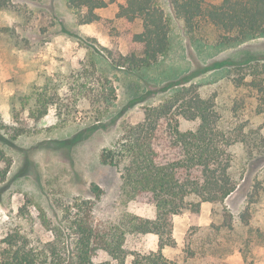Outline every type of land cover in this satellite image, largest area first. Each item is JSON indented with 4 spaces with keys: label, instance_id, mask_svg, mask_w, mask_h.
<instances>
[{
    "label": "rangeland",
    "instance_id": "obj_1",
    "mask_svg": "<svg viewBox=\"0 0 264 264\" xmlns=\"http://www.w3.org/2000/svg\"><path fill=\"white\" fill-rule=\"evenodd\" d=\"M123 1L116 0L101 9L103 17L113 19L110 28L101 22L79 24L66 0H10L9 8L0 7V148L11 160L6 179L0 183V236H5L11 226L29 227L31 215L35 232L48 239L50 234L39 223V209L57 222L64 204L74 198H94L92 184L104 190L96 217H115L121 210L120 174L101 162V152L117 141L125 125L141 122L146 107L164 101L173 92L170 86L191 73L196 74L192 83L215 103L228 126L264 124V111L250 112L257 105L264 109V86L260 90V86L251 84L264 85V37L229 48L215 47L212 31L204 40H193L170 0H159L170 24L171 51L148 69L128 72L113 67L105 56V48L114 47L127 54L131 33L139 28L116 17L118 4ZM91 61L117 89V99L105 118L99 121L81 106L63 113L54 105L38 120L30 115L23 98L30 90L43 89L52 78L63 98L69 93L71 73ZM238 81H242L240 87ZM192 124L182 120L184 129ZM234 158L235 176L242 179L227 205L238 218L256 176L264 169V143L259 147L239 144L234 148ZM5 168L0 160V173ZM208 204L203 218L207 224L200 219L203 210L199 216L179 215L183 218L179 221L189 223L187 232L192 225L208 226L212 222L213 205ZM23 205L28 207L25 215L19 216ZM154 206L136 199L127 209L149 217L154 214ZM251 206V224L238 223L230 233L223 232L216 256L208 264H264V199ZM183 228L178 223V245L168 247L169 256L182 251L187 234ZM157 243L154 234L134 233L127 235L125 248L146 253L157 249ZM108 259L104 251L94 257L95 262ZM132 259L130 254L127 262Z\"/></svg>",
    "mask_w": 264,
    "mask_h": 264
},
{
    "label": "trees",
    "instance_id": "obj_2",
    "mask_svg": "<svg viewBox=\"0 0 264 264\" xmlns=\"http://www.w3.org/2000/svg\"><path fill=\"white\" fill-rule=\"evenodd\" d=\"M115 1L66 0V3L79 24L101 22L110 28L113 19L99 15L97 10ZM170 3L193 40H204L212 31L213 45L229 48L264 37V0H170ZM11 5L10 0H0L1 8ZM116 17L139 28L131 33L127 54L116 47L105 48V56L113 67L139 73L171 51L170 24L159 0H124L118 4ZM195 75L191 73L174 82L170 86L173 92L164 101L146 107L143 120L125 125L117 141L101 152V162L115 167L120 174L121 210L115 217H96L104 190L92 184L94 198H74L64 204L57 222L39 209V223L50 234L48 239L35 232V219L30 214L29 227L11 226L5 236H0V264H208L216 256L223 232L230 233L238 223L249 226L253 220L251 205L264 199V169L254 180L246 207L235 218L227 205L242 179L234 173V148L251 143L259 147L264 143V124L228 126L215 103L192 83ZM56 83L50 78L43 89L33 88L23 97L34 119H41L55 105L63 113L81 106L85 113L101 121L117 99L114 82L94 61L71 73L65 97L60 96ZM251 84L260 86V90L264 86L262 82ZM241 85L242 81H238L237 86ZM260 107L257 105L250 112L260 114L264 111ZM182 120L193 124L184 129ZM0 160L6 166L0 173L1 183L11 166L1 148ZM136 199L154 204L155 217L129 211V202ZM204 203L213 205L212 222L208 226L192 225L182 251L173 258L167 257L164 248L178 245L174 217L185 213L199 216ZM27 207L19 209V216L25 215ZM134 233L156 235L157 249L146 253L128 251L126 237ZM101 251L109 259L95 262L94 257ZM130 254L133 259L128 263Z\"/></svg>",
    "mask_w": 264,
    "mask_h": 264
},
{
    "label": "crops",
    "instance_id": "obj_3",
    "mask_svg": "<svg viewBox=\"0 0 264 264\" xmlns=\"http://www.w3.org/2000/svg\"><path fill=\"white\" fill-rule=\"evenodd\" d=\"M102 10L101 9H98L97 10V13L99 14V15H101L102 16V12H101ZM209 204L208 203H204L203 204V206H202V210H203V212H202V214H201V217H200V219H202V224H207L208 223V220H205V221H203V218H204V211H205V209H208V206ZM155 215H156V207L154 206V214L152 215V216H149V218H154L155 217ZM183 219L182 218V216H175L174 217V222H175V229H174V236H175V238L177 237L176 236V230H177V227H178V223H181V225H184V233H186L187 232V229H188V225H189V223H187V222H185L184 221V223H183V221L182 220H178V219ZM168 249V247H166V248H164V254L166 255V256H168V257H170V258H173L172 256H169L168 254H167V250ZM175 253H177V252H174V254ZM177 255V254H176ZM175 256V255H174Z\"/></svg>",
    "mask_w": 264,
    "mask_h": 264
}]
</instances>
